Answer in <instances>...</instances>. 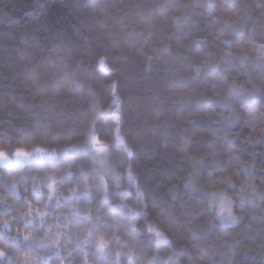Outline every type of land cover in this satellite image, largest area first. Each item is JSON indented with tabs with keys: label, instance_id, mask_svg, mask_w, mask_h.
Segmentation results:
<instances>
[{
	"label": "trees",
	"instance_id": "16d2710c",
	"mask_svg": "<svg viewBox=\"0 0 264 264\" xmlns=\"http://www.w3.org/2000/svg\"><path fill=\"white\" fill-rule=\"evenodd\" d=\"M15 149L0 264H264V0H0Z\"/></svg>",
	"mask_w": 264,
	"mask_h": 264
},
{
	"label": "rangeland",
	"instance_id": "374dc122",
	"mask_svg": "<svg viewBox=\"0 0 264 264\" xmlns=\"http://www.w3.org/2000/svg\"><path fill=\"white\" fill-rule=\"evenodd\" d=\"M17 150H20V149H15L12 153H6V152H3V153H6V158L5 157H1V160L4 162H10V161H24V160H29L30 158H34V157H42V151H36L37 149H34L32 151H27V150H23L24 152L26 153H29L30 155H17ZM42 152V153H41ZM11 157V158H9ZM224 204V211L222 212L221 211V205ZM217 206H218V211H219V214L222 216V220L225 221V222H233L234 219L233 217L230 216V213H229V206H228V202L226 201V199L222 196H218V203H217Z\"/></svg>",
	"mask_w": 264,
	"mask_h": 264
},
{
	"label": "snow or ice",
	"instance_id": "6c2138e0",
	"mask_svg": "<svg viewBox=\"0 0 264 264\" xmlns=\"http://www.w3.org/2000/svg\"><path fill=\"white\" fill-rule=\"evenodd\" d=\"M92 140H93V143L97 146V150L98 151H102L103 150V145L100 143L99 139L97 137H93ZM36 151H42V150L37 149ZM16 154L17 155H25V156L30 155L29 153L24 152L22 149L17 150V153ZM0 157H5L6 158V153L0 152ZM224 207H225L224 204H222L221 205V211L222 212L224 211ZM228 210H229V213H231V209H228ZM157 235L159 236L160 233H157ZM99 247L101 249H104V247H105V241L103 239H101L99 241ZM3 254H4L3 253V250L0 249V255H3ZM25 259H30V258L25 257Z\"/></svg>",
	"mask_w": 264,
	"mask_h": 264
}]
</instances>
